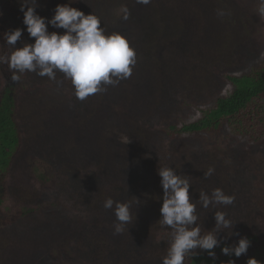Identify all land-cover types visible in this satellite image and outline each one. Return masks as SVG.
I'll use <instances>...</instances> for the list:
<instances>
[{
    "label": "rangeland",
    "instance_id": "rangeland-1",
    "mask_svg": "<svg viewBox=\"0 0 264 264\" xmlns=\"http://www.w3.org/2000/svg\"><path fill=\"white\" fill-rule=\"evenodd\" d=\"M37 3V13L51 19L56 6ZM20 4L21 0H13L8 15L9 30L24 29L16 47L35 40L23 24ZM84 4L86 14L99 16L107 32L128 38L137 64L130 78L100 92L106 98L84 101L75 94L70 98L71 81L67 89L50 90L42 88L46 76L26 72L20 82H12L7 66L0 64V93L3 82L18 89L17 117L24 135L13 161L15 183L8 186L13 209L9 214L0 212V264H161L168 242L157 243L155 233L167 228L158 221L163 194L157 193L162 189L157 170L163 166L189 176L193 200L199 199L200 192L211 194L216 188L234 197L233 204L215 209L197 204L202 231L215 226V210L226 212L233 221V235L239 232L240 221L264 224V175L254 174L264 164V143L229 137L226 148L215 153L207 146L217 140L207 135L163 136L144 127L157 125L160 118L177 126L197 120L203 109L232 91L223 75L240 76L264 62L260 0H150L147 5L137 0H84ZM122 5L129 9L127 20L117 14ZM217 10L225 15L219 16ZM153 17L155 29H160L152 30L155 44L147 48L142 42L155 26L147 22ZM48 30L64 31L50 25ZM167 37H173L178 50L162 44ZM1 46L0 42V55H4ZM174 51L180 56L176 62ZM216 64L212 73L209 67ZM181 78L187 79L181 87L184 92L175 91ZM61 83L54 84L59 88ZM84 112L85 116L79 115ZM79 117L87 123L84 134L78 132ZM86 136L108 144L110 151L86 141ZM209 168L214 172L205 178ZM46 173L53 177V194L34 183ZM259 183L263 191L256 194L253 190ZM58 192L64 193L70 209H61ZM108 198L131 201L136 212L135 222L120 234H114L115 205L104 207ZM8 222L14 227L7 228Z\"/></svg>",
    "mask_w": 264,
    "mask_h": 264
},
{
    "label": "clouds",
    "instance_id": "clouds-1",
    "mask_svg": "<svg viewBox=\"0 0 264 264\" xmlns=\"http://www.w3.org/2000/svg\"><path fill=\"white\" fill-rule=\"evenodd\" d=\"M75 0L65 4H57L51 19L39 15L36 11L37 0H21L20 11L23 12V24L34 43H24L16 47L24 29L16 28L5 31L3 39L12 46L14 51L0 55V64H6L12 73V82H20L26 72H35L41 77L56 80L57 72L70 80L74 87L75 97L84 101L90 95L106 92L107 86H117L122 80L131 77L137 64V54L130 46L128 38L120 32L111 33L101 26L102 21L95 13L85 14L72 7ZM137 3L147 5L150 0H137ZM258 13L264 16V0H260ZM117 14L124 20L129 18L127 6L122 5ZM219 16L225 15L223 10H217ZM0 15H3L0 12ZM49 25L55 29H63V33L49 31ZM59 83V81H58ZM129 141H127L128 143ZM214 169L209 168L204 177L211 176ZM160 185L163 189L161 218L162 226L171 229V239L166 255L161 264H183L186 257L199 255L196 250L207 251L209 257L216 258L214 248L219 247L222 239L220 232L227 237L233 235L235 224L228 218L226 212L215 210V226L202 232L197 204L204 209L210 206L215 209L218 205L233 204L234 197L227 195L222 189L216 188L211 194L199 193V199L190 197L191 187L188 175L177 174V169L171 166L159 167L157 170ZM136 203L139 201L136 198ZM115 216L114 234H120L126 226L132 225L136 219L131 201H113L108 198L104 202L105 209H113ZM230 229V231H225ZM238 235V234H237ZM251 241L241 237L233 245L221 248L224 255L239 258L246 254ZM226 264H235L229 260ZM247 264H261L255 258H249Z\"/></svg>",
    "mask_w": 264,
    "mask_h": 264
},
{
    "label": "trees",
    "instance_id": "trees-1",
    "mask_svg": "<svg viewBox=\"0 0 264 264\" xmlns=\"http://www.w3.org/2000/svg\"><path fill=\"white\" fill-rule=\"evenodd\" d=\"M13 0H0V12L3 13L1 15V23H0V42L2 43L1 52L3 51L4 54H11L13 51V47L6 44L5 40L3 39V33L5 31H9L10 26L12 25L8 19V15L11 12V4ZM39 3L49 6H56L57 4H65L68 0H37ZM154 0H152L153 2ZM86 14V8L84 4V0H75V2L71 5ZM169 12V10H167ZM170 14V13H169ZM167 14L168 16H170ZM149 24H154L155 26L152 27L147 34L144 36L142 45H147V48L155 44V37L154 34L160 29H155L158 25L156 24L155 18H149L147 20ZM155 33H153V31ZM168 35V32L165 36ZM173 37L164 38L162 44H166V48H172L178 50L177 46L172 44ZM159 46V45H158ZM156 45V47H158ZM177 51H174L176 54ZM181 52V50L179 51ZM178 53L174 57V62L179 60ZM173 62L171 59L170 63ZM198 64L201 62V66L204 67L205 64L200 60L197 61ZM219 64V63H218ZM6 65V64H5ZM7 66V65H6ZM164 67V63L160 65V68ZM207 68V65H206ZM211 72L216 71V66L209 67ZM8 69V66H7ZM9 71V69H8ZM11 73V72H10ZM213 73V72H212ZM215 73V72H214ZM12 74V73H11ZM25 74L21 76L24 78ZM223 79H225L232 87V91L229 92L226 96H219L212 107L207 109H203L201 111V116L188 124H182L181 126H177L176 124H172L171 120H163L160 118L159 123L143 125L145 128H150L154 130L155 133L160 135H169L176 137L174 135H188V136H196V135H207L212 140H217V144L212 146H207V149L217 153V150H224L228 141H231L229 137L232 139H241L247 140L248 143L258 145L264 143V62L258 64L257 66L253 67L250 72L244 73L240 76H234L230 74L223 75ZM42 80V79H41ZM59 83L62 81L65 84H62L59 88L54 84L56 82ZM56 82L50 80L48 77L43 79V86L42 88H49L52 89H67V85L69 84L70 80H66L62 73L60 76L56 77ZM8 83V82H7ZM6 82L2 83L1 86V93H0V212L4 214H9L13 209V204L11 198L7 195L9 184L12 182V185L15 181H12V171H13V161L17 156L18 152L22 148L23 145V133H22V126L21 122L17 117L19 114V100L16 98L15 93H17L18 89H15L10 84ZM187 84V79L181 78L179 85L177 86L176 90L183 91L184 88H181L183 85ZM8 85V86H7ZM26 85H24L25 87ZM73 87V86H72ZM26 88V87H25ZM52 88V89H51ZM174 91L173 89H171ZM73 92V90H72ZM106 98L105 93H96L90 95L89 97L96 98ZM174 95H172L173 97ZM71 99L74 98L73 95L70 97ZM166 98V97H165ZM82 111V109H81ZM87 112L84 114H79L81 116H85ZM82 122L78 120L79 129L78 132L81 134L85 133V129L87 123L84 122V118L79 117ZM75 132V130H74ZM155 135V134H154ZM172 137V138H173ZM227 138L228 140H225ZM86 141L92 142L93 144H99V141L94 138L92 141L86 136L84 138ZM227 142V143H226ZM91 143V144H92ZM92 144V145H93ZM91 146V145H90ZM104 150L110 151V148L107 145H101ZM92 153L96 154L95 149L91 147ZM222 156V154L220 155ZM239 168V167H238ZM240 169V168H239ZM38 173L40 170L37 168L35 169ZM263 174L264 175V164L261 166L259 171H255L254 174ZM38 180H35L36 188H41L45 191H52L49 192L50 194L55 193L53 191V177L52 181L50 176L46 174L39 175ZM264 179V177H263ZM244 183V179H242ZM240 186L242 183H238ZM254 193H259L263 191V185L261 186L260 183L255 186ZM230 192V189L227 190V193ZM158 194H163V190H157ZM156 194V193H155ZM160 198V197H159ZM64 193L58 192L57 201H59V206L62 210L66 211V209H70L69 203H65L63 201ZM262 199V198H261ZM63 201V202H62ZM62 203V204H61ZM259 209V208H258ZM59 212L62 210L58 209ZM56 210V211H57ZM56 212H52L54 214ZM45 214V213H44ZM51 215V213H49ZM42 218V217H41ZM236 228H239V232L235 235L227 237L225 232H220L218 234V238L222 239V243L219 247L214 248L216 253V258L213 259L209 257L207 251H201L197 249L196 251L199 252L198 256H195L191 259V257H186L183 264H226L229 260H234L235 264H247L249 258H255L264 264V224H257L255 221L249 223L248 221L242 222L240 221ZM7 228L14 227L11 225V222L5 224ZM258 225V226H257ZM19 230V227H15ZM230 229H226L227 232ZM203 232V231H202ZM238 234V235H237ZM241 237H247L251 241V245L248 248L246 254H242L239 258H236L234 255L228 256L224 255L221 251V248L225 245H233L238 242ZM155 239L157 243L162 241H166L167 248L169 247V242L171 239V229L170 228H162L159 233H155ZM103 254L99 252V255ZM114 257V256H113ZM53 264H79V263H72L63 261L61 263L53 262ZM84 264V263H83Z\"/></svg>",
    "mask_w": 264,
    "mask_h": 264
}]
</instances>
